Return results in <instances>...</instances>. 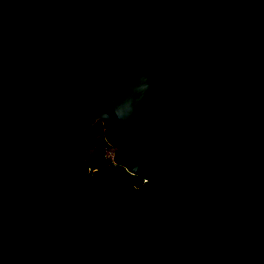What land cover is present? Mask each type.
Returning a JSON list of instances; mask_svg holds the SVG:
<instances>
[{
  "label": "water",
  "instance_id": "water-1",
  "mask_svg": "<svg viewBox=\"0 0 264 264\" xmlns=\"http://www.w3.org/2000/svg\"><path fill=\"white\" fill-rule=\"evenodd\" d=\"M0 264H264L258 0H0Z\"/></svg>",
  "mask_w": 264,
  "mask_h": 264
},
{
  "label": "trees",
  "instance_id": "trees-1",
  "mask_svg": "<svg viewBox=\"0 0 264 264\" xmlns=\"http://www.w3.org/2000/svg\"><path fill=\"white\" fill-rule=\"evenodd\" d=\"M83 131H89L90 137L88 138V141L86 142L85 146H81L78 149H74V145L76 144V139L79 137V134L74 141L72 142L69 151L70 153L77 154V157L80 162L86 164L89 169L92 168H100L104 169L101 161V148L103 144L105 143L103 136H102V126L101 122L99 120H96L92 125L85 128ZM82 131V132H83ZM107 171V170H106ZM139 177V176H137Z\"/></svg>",
  "mask_w": 264,
  "mask_h": 264
},
{
  "label": "rangeland",
  "instance_id": "rangeland-1",
  "mask_svg": "<svg viewBox=\"0 0 264 264\" xmlns=\"http://www.w3.org/2000/svg\"><path fill=\"white\" fill-rule=\"evenodd\" d=\"M258 3H260L263 8H264V0H258ZM90 137V132L89 131H83L81 132V134L79 135V137L76 139V144L74 145V149H78L79 147L81 146H85L86 142L88 141V138ZM74 155H77L78 153L75 152L72 153ZM102 165L104 166V170H107L108 172L112 173V174H115L116 176H118L119 178V181L125 185L126 183L128 182H132L133 180H138V177L136 175H131L129 174L128 172H126L124 170L123 167L119 166V165H116V166H110L108 167L103 159L101 161Z\"/></svg>",
  "mask_w": 264,
  "mask_h": 264
},
{
  "label": "built area",
  "instance_id": "built-area-1",
  "mask_svg": "<svg viewBox=\"0 0 264 264\" xmlns=\"http://www.w3.org/2000/svg\"><path fill=\"white\" fill-rule=\"evenodd\" d=\"M114 149H115L114 146L106 142L103 144L101 148L102 159L108 167L117 165L114 161ZM92 169H95V168H92Z\"/></svg>",
  "mask_w": 264,
  "mask_h": 264
},
{
  "label": "flooded vegetation",
  "instance_id": "flooded-vegetation-1",
  "mask_svg": "<svg viewBox=\"0 0 264 264\" xmlns=\"http://www.w3.org/2000/svg\"><path fill=\"white\" fill-rule=\"evenodd\" d=\"M140 184H141V178L138 177V180L135 179L132 182L126 183L124 186H130V185L139 186Z\"/></svg>",
  "mask_w": 264,
  "mask_h": 264
}]
</instances>
